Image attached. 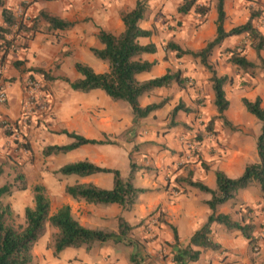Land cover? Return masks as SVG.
<instances>
[{
  "label": "crops",
  "instance_id": "obj_1",
  "mask_svg": "<svg viewBox=\"0 0 264 264\" xmlns=\"http://www.w3.org/2000/svg\"><path fill=\"white\" fill-rule=\"evenodd\" d=\"M24 1H27V3L22 5ZM143 1L146 5V11L139 22V26L149 30L150 35L139 37L137 41L142 45L152 44L154 51L140 55V59L153 63L149 70L135 75L138 81L158 77L166 72V68L170 66L168 62L170 60L166 61L164 59L165 53H170L164 47L167 41H173L181 49L197 51L204 46L205 42L212 39L215 34L216 0H194L196 6H206L207 10L202 16L196 13L193 8L188 10V13H177L176 7L181 0ZM134 3L135 0H4V5L8 6L13 11V14L17 15L16 17L20 16L23 18L24 22L30 23V19L36 18V31L30 39L25 41L26 47L9 52L5 56L7 64L4 63V66H8V77H10V80L3 83L6 99L0 102V123L2 120L14 121L19 117L23 97V74L25 72L27 74L30 72L34 73L36 69H41L49 77V79L44 78L41 73L36 72L44 80L43 85L46 90L48 108L47 111L38 116L33 124L31 123L23 128L25 129L23 134L26 136L25 138L28 142V150L33 154L38 153L42 155L41 150L47 145L70 143L73 139L67 137L62 131L73 132L88 139L105 141L106 138L115 140V136L122 134L125 130L128 131L133 125L134 129L131 132L132 134L135 133L136 141L140 143V151L151 152L150 146L154 145L152 153H150L151 156H148L150 158L148 160L150 161V166L155 167L156 170L144 172L141 169H137V172L134 171L132 173L134 186L140 187L144 191L140 193V197L136 198L131 208L125 210L115 203H110L106 204V208L103 209L94 203L74 200L69 197L64 192L65 185L76 182H91L102 188L103 177L99 176L101 172L83 177L75 175L74 178H71L72 182L65 184L64 178L71 176L54 173V171L63 165L57 158L61 153H54L45 156L51 162L53 161L50 166L38 167L34 171L35 178H37L36 182L44 188L53 185L56 181L55 193L60 199L57 204L51 206L52 200L48 196L50 212L66 204L69 206L72 216L80 224L86 227L91 226L95 229L116 232L117 217H121L132 228L138 220L143 219L145 214L157 210L162 220L159 219L156 233L158 234L159 242L163 240L170 245V250L172 251H168V254L171 255L168 260L170 264H225L223 262L228 260V258L219 262L216 251L228 247L230 237L221 225L214 222L210 224L209 235L210 239L218 245L217 249L190 246L193 250H199L196 260H186L185 257L179 260L174 259L178 249L186 247L191 234L206 221L210 209L205 204V201L209 199L210 195L189 187L187 184L185 185L181 178L177 181L176 175L180 172L172 174V177L175 178H172L173 180H170L166 184L161 175L166 170V166L171 162V159L167 157L166 149H176L179 144L176 139L172 138L171 132H157L160 116L161 119H168L167 114L175 105L180 104L186 108L193 103L194 94H192V88L186 85L185 77H194V90L198 91L199 96H202L203 101L208 104L210 115L216 114L212 103L213 95L209 80L210 70L207 69L208 72L204 69V66L200 65L197 58L188 57V55L178 57V60L182 62L180 65L182 68L178 72L182 85H178L174 81L170 82V90L173 91L171 95L166 93V86L154 88L140 95L138 103L142 107L151 103L162 102V104L151 111L146 117L138 118L134 123H132L130 110L126 106L125 108L119 106L118 100L111 99L101 89H91L86 92L77 91L71 89L68 83L61 79L66 77L69 80H73L79 77V74L73 67L74 62H82L97 73L106 71L107 64L96 58L90 49L102 47V44L97 39V33L100 29L112 34H118L122 31L123 24L120 12L131 9ZM245 6V0H223L224 30L245 22L248 16V10ZM18 7L21 10L19 14L15 12ZM262 8L261 15L264 17V7ZM39 12H44L58 19L71 22V25L67 28H48V23L40 15L38 16ZM163 16L168 19L175 18V20H180L179 31L174 32L172 28L171 31L164 28V25L160 22V18ZM194 22H196V26H194ZM257 29L260 31L262 26L257 27ZM262 34L264 35V33ZM244 35L227 36L219 45L212 49L209 57L211 62L214 64L218 63V65H215L218 74L211 67L210 69L216 75H224L225 71L223 69H230L231 67L229 63H224V61L221 64L220 56L222 55L220 50L233 48ZM244 54L248 60L255 63V53L249 44L246 45ZM260 56L264 59V48L260 51ZM14 61H18L19 65L15 66L13 64ZM23 68H26V70L22 71ZM229 80L230 78L227 79L228 82ZM222 89L225 98L228 100L225 95L224 84ZM260 91H263L262 88L259 87L258 89L256 87L252 95L249 93L250 97H244L252 100L258 96L261 104L264 105V91ZM166 95L168 96L166 97ZM225 110L224 115L228 119H238L228 112L227 108ZM174 116L178 117L179 119L177 118V120L182 122L191 120L189 113L181 109H178L174 113ZM223 117L225 118V116ZM137 128H152L153 133H149V137L148 135H141ZM146 132L148 133L149 131ZM5 140V135L0 129V150H3L5 147ZM110 145L111 143L83 144L72 150L82 148L83 152H86L92 146H104V149H110L107 148ZM157 148L159 151H157ZM244 166V158L234 154L226 157L222 162L215 163L213 166L209 165L206 169L198 165L190 166V168L192 170V180H198L208 188L214 189L215 182L214 186H212L208 183L207 176L211 173L213 174L215 169H220L228 177H234L235 173L242 171ZM30 170L32 171V168ZM121 176L123 177L124 175ZM60 177H62V183L61 185H57V180ZM170 187H177L179 189L176 196L166 195L167 189ZM245 191L247 192L246 188L237 190L235 203L242 201L243 203L246 202V205H249L248 202H254L251 197L246 200ZM232 203L231 201H227L216 206L215 212L229 213L233 216L237 206L234 203L232 205ZM169 225L173 226L176 230V242L172 238ZM140 228H138V231ZM124 239L125 237L122 241L117 242H113L112 240H109V242L107 240L105 241L107 243H103L106 245L99 249L94 244V247L89 248L88 254L83 250V260L88 264H105V262L128 264L130 260L137 264H149L147 261H144V256L133 255V257H130L131 255L119 248V244L121 242L124 243ZM232 250L236 251L234 247ZM35 252L33 251L32 254H35ZM158 260V264H163L167 259L158 258Z\"/></svg>",
  "mask_w": 264,
  "mask_h": 264
},
{
  "label": "trees",
  "instance_id": "obj_2",
  "mask_svg": "<svg viewBox=\"0 0 264 264\" xmlns=\"http://www.w3.org/2000/svg\"><path fill=\"white\" fill-rule=\"evenodd\" d=\"M246 1L248 3L254 2V0ZM222 4L223 0H216L215 34L212 39L205 42L201 49L197 51L181 49L171 40L167 41L164 47L166 50L173 52L177 58L184 55L197 58L204 68L210 70L209 80L213 95L212 103L216 111V116L214 117L221 118L223 123L227 124V120L222 115V112L228 107V100L225 98L222 89L223 84L227 81V77L226 75H216L210 69L208 57L212 49L219 45L225 37L245 34L249 40V46L253 49L258 59V66L264 70V59L260 56V51L264 48V35L253 24V20L262 14V10L252 5L247 7L248 16L244 23L224 30ZM0 7L1 68L5 56L9 52L26 47L25 41L30 39L36 31V18L30 19V23L24 22L23 18L20 16L16 17L13 11L4 5V0H0ZM191 8L201 16L207 10L206 6H196L194 0H181L176 7V12L184 14ZM145 11V2L143 0H135L134 6L131 9L120 12L123 24L121 32L112 34L102 29L98 31L97 39L102 44V47L91 48L90 51L96 58L107 64L106 71L97 73L82 62H74L73 67L79 74V77L73 80H69L66 77L61 78L73 90L86 92L91 89H101L111 99L125 101L132 114V123L138 118L146 117L151 111L162 104V102L151 103L142 107L138 103L140 95L154 88L168 86L172 81L178 85H182L178 73L165 72L161 76L145 81H138L136 79V74L149 70L153 63L140 59L141 54L152 53L154 51L153 45H142L137 41L139 37L150 35L149 30L139 26V22L143 18ZM39 15L48 23V28H67L71 25V22L58 19L44 12H39ZM225 51L228 53L227 62L234 66L235 69L252 73L253 69L257 67L255 63L248 60L242 54L241 48H226ZM13 64L18 66L19 62L14 61ZM36 72L41 73L44 78L49 79L41 69H36ZM240 101L245 110L259 121V128L255 134L254 141L257 160L254 163L246 164L242 173L236 178L228 177L220 169H215L213 171L214 189L208 188L198 180H192V172L190 170L181 178L189 187L210 195L209 199L205 201V204L210 209V213L206 221L191 234L188 245L182 249H178L174 257L176 260L184 257L186 260H196L199 250H193L190 246L212 249L218 246L210 239L209 235L210 224L213 222L221 225L226 232H238L250 246L254 244V224L250 220L245 221V215L241 214L239 220H235L229 213L215 212L216 206L229 200L235 202L237 190L246 188L252 180L258 184L264 200V105L261 104L258 96L252 100L241 97ZM178 109L186 111V108L177 104L171 110L172 116ZM211 121L210 119L208 122V128L211 127ZM0 126H2L1 123ZM130 130L131 128L128 131ZM62 133L73 140L64 145L44 146L41 150L42 156L65 153L83 144L109 143L102 140L88 139L73 132L62 131ZM24 147L27 148V144ZM202 167L206 169L204 164H202ZM129 168L128 176L122 177L116 168L99 166L89 160L81 159L61 165L54 173L61 175L74 174L80 177L100 172L111 173V188H101L91 182H80L65 185L64 192L74 200H83L94 204L115 203L122 209L128 210L135 202L138 194L144 191V189L136 187L132 183V173L140 167L130 161ZM14 180L19 181V189L25 188L26 184L22 174H17ZM31 192L32 205L24 207V224L18 229L13 228L5 222V217L9 213V210L6 206H0V264H30L32 260L31 247L37 238L42 235L46 224L55 229L52 233V249L54 254L59 253L66 247L77 248L83 246L85 250H88L95 242H105L107 240H112L113 242L122 241L127 230L130 228L121 217H117L116 232L86 227L72 216L70 208L66 204L57 207L50 213L49 200L44 193L42 185L34 184L31 187ZM9 193L10 184L0 186V196ZM169 226L172 238L176 242V230L173 226Z\"/></svg>",
  "mask_w": 264,
  "mask_h": 264
},
{
  "label": "rangeland",
  "instance_id": "obj_3",
  "mask_svg": "<svg viewBox=\"0 0 264 264\" xmlns=\"http://www.w3.org/2000/svg\"><path fill=\"white\" fill-rule=\"evenodd\" d=\"M245 4V8L252 5L257 9L263 10L262 7H264V0H254L253 3H248L245 0ZM163 18L165 17L163 16L160 18V22H162L164 28H167L169 31H171V28L174 32L179 31L178 28L181 25L180 20H175V18ZM193 24L196 26V22ZM253 24L256 27L262 26L263 30L261 29L260 32L264 33V17L262 15L255 18ZM248 44L249 41L247 36L244 35V37L240 39V42L235 44L233 48H241L243 55H245V47ZM225 49L226 48L220 50L222 55L220 56L221 64L223 61L224 63L228 64L226 60L228 53L225 51ZM164 59L166 61L170 60L168 61L170 66L166 68V72H180V68H182L180 65L182 62L174 56L173 52H166ZM6 60L7 58L4 59L0 68V84L2 85L3 89L4 81L10 80V77H8V66H4ZM254 62L257 64V67L253 69L252 73L237 70L230 63V69H223L225 71L224 75H226L227 79L230 78L229 82L227 81L224 83L225 95L229 101L227 111L239 119H228L226 115H224L226 111L225 110L222 113L228 122L227 124L223 123L221 118L214 117L216 114L210 115L208 111V104L203 101L202 96H199L198 91L194 90V77H185L186 85L192 88V94H194L193 103L188 105L185 111L186 113H189L191 120L187 122L178 121V117H175L174 114L172 116L171 109L167 114L168 119H161L160 116L157 124L159 126L157 129L158 133L160 131L162 133H166L167 131L171 132L173 135L172 138L176 139L179 144L176 149H166V153L168 154L167 157L171 159L169 165L166 166V170L161 174L162 179L166 181V184L175 178L172 177V174L174 173L180 172L176 176L177 178H183L187 171L191 170L190 166L198 165L202 167V164H204L206 168H208L209 165L213 166L215 163L222 162L226 159V157L232 156L234 154L240 155L242 158H244L245 165L248 163H253L254 160H257L255 156L254 141L256 137L255 134L259 128V121L245 110L240 101L241 97H250V94L252 95V92L254 89H256V87H258V89L261 87L264 91V70L258 66V59L256 56L254 58ZM208 63L212 70L214 72L216 71L218 74V71L215 68V65H218V63L214 64L211 62L210 57H208ZM25 70L26 68L22 69V71ZM23 75V83L27 77L35 79L41 84L44 82L43 78L40 75H37L36 72H30L28 74L25 72ZM169 85L166 86L165 90L167 91V94L171 95L173 91L170 90L171 86ZM167 96L168 95H166V97ZM118 103L122 108H125L126 106L130 110L128 104L125 101L118 100ZM210 119L212 120L211 127L208 128V122ZM33 122L34 121L19 125L16 128V135L15 133L13 134L7 130H4V128L0 126L1 132H3L6 138L4 142L5 147L3 150H0V186L3 184H10V193L0 196V206L8 207L9 213L5 217V222L15 229L20 228L24 224V207L32 205L31 187L34 184H38L36 182L37 178H35L34 171L38 167H48L53 163V161L51 162L50 159L46 158L45 156L39 155L38 153L33 154L28 150V146L27 148L24 147L25 144L28 145V142L26 141V136L23 134L25 130L23 128L30 125L31 123L33 124ZM132 129H134L133 125L130 131L125 130V132H122V134L115 136V140H109L106 138L105 141L111 143V145L107 147L110 149H104V146H92L89 148V151L87 150L86 152H83L82 148L79 150H70L66 153L59 154L57 158L62 164L81 160L83 158L108 168H116L121 175H124L123 177L128 176L130 161L136 164V166L140 167L138 169H141L144 172L156 170L155 167L150 166V161L148 160L150 159L148 156H151L150 153H152V148H154V145L150 146L151 152L140 151V143L136 141L134 136L135 133L132 134L131 132ZM137 130L140 131L141 135H148V137L149 133H153L152 128H137ZM146 131L149 132L147 133ZM157 151H159L158 148ZM30 168H32V171ZM202 168L205 169L204 167ZM134 171L137 172V169ZM241 173L242 171L235 173V176L232 178L238 177ZM17 174H22L24 177L26 186L23 189H19V181L14 180ZM69 176L71 177L64 178L65 184L72 182L73 180L71 178L75 177L74 174H70ZM99 176L103 177L102 188L107 187L108 189L112 187L111 173L103 172L100 173ZM192 177L193 176L191 175V178ZM177 181L179 180L177 179ZM207 181L212 186H214L215 181L212 173L207 176ZM61 183L62 177L57 180V185H61ZM132 183L135 185L134 181ZM184 184L186 185L185 182ZM55 190L56 181L53 185L44 188L46 197L48 198L49 196L52 200L51 206L57 204L58 200L60 199L55 193ZM246 190L247 192H244L246 200L251 197L252 201L254 202H248L249 205H246V202L243 203L242 201L239 203L233 202L235 206H237L233 216L235 220H239L240 215L243 214L245 215V221L250 220L254 224L253 235L255 241L254 244L250 246L239 233H236V231L228 232L227 234L230 237V244L228 247L216 251L218 253L217 258L219 262L223 261L225 258H228V260L223 262L225 264H264V200L259 190L258 184L255 181L252 180L246 187ZM177 192H179L177 187H170L167 189L166 195L174 197L176 196ZM236 194L237 193H235V197ZM140 196L141 194L139 193L137 197ZM229 201L232 202V200ZM233 203L232 205H234ZM96 206L104 209L107 205L103 203H97ZM159 219L162 220L157 210H153L145 214L143 219L138 220L132 228L130 227L127 230L125 239L123 241L124 243L121 242L119 244V248H121L125 253L131 255L130 257H133V255L144 256V261H147L149 264H158V258H162L163 260L167 259L163 264H170L168 262L171 257V255L168 253L172 252L170 250V245L162 239V242H159L158 234L156 233V227ZM87 227L92 228L91 226ZM139 227L141 228L138 231ZM54 231V228L48 224L45 225L42 235L37 238L31 247L32 260L30 264H88L83 260V250L86 254H88L89 249L85 250L83 246L80 248L67 247L63 249L61 253L59 252L54 254L52 249V233ZM103 243L107 242H95L94 244L99 249L100 247L106 245ZM94 244L92 245L93 247ZM233 247L236 251L232 250ZM150 250L152 253H150ZM33 251H36L35 254H32ZM128 262V264H137L131 260ZM105 264L114 263L105 262Z\"/></svg>",
  "mask_w": 264,
  "mask_h": 264
},
{
  "label": "built area",
  "instance_id": "obj_4",
  "mask_svg": "<svg viewBox=\"0 0 264 264\" xmlns=\"http://www.w3.org/2000/svg\"><path fill=\"white\" fill-rule=\"evenodd\" d=\"M24 3H27V1L22 2V5H25ZM20 11L21 10L18 7L15 12L19 14L21 13ZM5 99V91L0 84V102L4 101ZM47 108L48 100L44 85L35 79L27 77L23 83V97L21 102V113L19 117L13 122L2 120V127L4 130H7L13 134L15 133L16 135V128L19 125L35 121L41 113L47 111Z\"/></svg>",
  "mask_w": 264,
  "mask_h": 264
}]
</instances>
